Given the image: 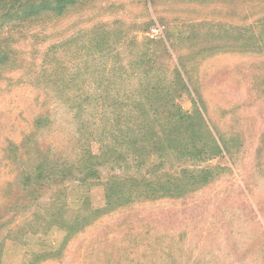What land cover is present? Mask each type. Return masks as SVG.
I'll return each mask as SVG.
<instances>
[{"label": "rangeland", "instance_id": "rangeland-1", "mask_svg": "<svg viewBox=\"0 0 264 264\" xmlns=\"http://www.w3.org/2000/svg\"><path fill=\"white\" fill-rule=\"evenodd\" d=\"M19 2L38 0L0 4V264H264V0Z\"/></svg>", "mask_w": 264, "mask_h": 264}, {"label": "trees", "instance_id": "trees-1", "mask_svg": "<svg viewBox=\"0 0 264 264\" xmlns=\"http://www.w3.org/2000/svg\"><path fill=\"white\" fill-rule=\"evenodd\" d=\"M9 0H0V4H4L5 2H8ZM16 1V0H15ZM77 0H38V2L36 4H31V6L29 7V9H27L26 7V4H25V7L22 9L21 7L24 6L22 4H18L17 8H21V11L22 12H28L29 15H37L38 13L42 12V11H45V10H53V11H56V12H62L63 10H66L67 6L69 4H72L74 2H76ZM18 13H20L19 15H21V12L18 11ZM8 55H9V52H7L6 50L2 49L0 47V64L4 61H6L8 59ZM184 114V113H183ZM181 113H179V117H181ZM213 139V142L215 144V147H216V150L217 152L216 153H220L221 152V147L219 145V143L214 139V137H212ZM111 151V150H110ZM190 153V151H189ZM115 154V152H114ZM113 154V155H114ZM87 161V159H86ZM205 170H203L204 172ZM130 182L132 183L131 186L129 187L128 190H124L122 188V184L120 182H116L112 192L110 191H106V197H107V203H106V206L109 207L110 205H114V204H122L124 202H128V200L132 199V197H127V198H124V196H119L118 198H113L114 195L116 194H123V195H126L128 193H131V192H134L135 189H137V183H136V179L135 178H131L130 177ZM118 184H121L119 186H117ZM146 188L148 185H146ZM158 186V190L160 191L161 189H163V191H166V193H174L175 194V191H177V189L173 190L170 186L168 185H165V184H162V183H159V185H156V187ZM143 187V186H142ZM112 188V186H111ZM111 188H106V190L108 189H111ZM177 188L182 189V187L180 186V184L177 186ZM138 191H141V192H144V191H148L150 192L149 190L147 189H144V188H138ZM152 191H155L152 189ZM113 198L112 200H110L109 198Z\"/></svg>", "mask_w": 264, "mask_h": 264}]
</instances>
